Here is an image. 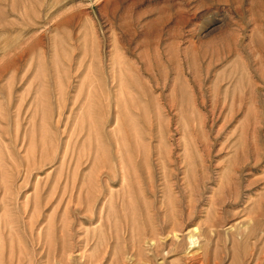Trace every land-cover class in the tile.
I'll return each instance as SVG.
<instances>
[{"label": "rangeland", "instance_id": "1", "mask_svg": "<svg viewBox=\"0 0 264 264\" xmlns=\"http://www.w3.org/2000/svg\"><path fill=\"white\" fill-rule=\"evenodd\" d=\"M8 40L0 264H264V0H0Z\"/></svg>", "mask_w": 264, "mask_h": 264}, {"label": "bare ground", "instance_id": "2", "mask_svg": "<svg viewBox=\"0 0 264 264\" xmlns=\"http://www.w3.org/2000/svg\"><path fill=\"white\" fill-rule=\"evenodd\" d=\"M38 23H39V21L34 20L32 23H30L31 25H27V26L28 27L35 26V25H38ZM23 27L24 26H22V28ZM11 31L15 32L17 30H13L12 29ZM19 32L21 34H23V33H25V30L21 29ZM27 47H28V45L23 43V42L19 44V43H16L14 41L13 42H10L9 40L7 41L5 46L2 48V51H3L2 54H3V56L10 54L11 55V59L13 60V62H12L13 65L11 67H4V68L0 67V76L2 74L7 73V72H9V73L13 72L14 73L13 75H17L18 73L20 74V71L23 68L22 67L20 68L19 66L21 65V62L24 61L25 55L27 54V50H26ZM35 49H37V48H35ZM35 49H34V51H36ZM27 73H28V71H26V74ZM123 180L124 181L126 180L125 176H124ZM170 200L169 201H165L164 204L167 207L166 210H171L172 211L171 215L167 216L160 223L157 220L158 224L156 226H153V227H156L155 229L153 228V231H152L153 232V236L152 237H153V239L155 241L154 249L157 250V251L161 249V247L159 249V245L161 246V243H162V241L160 239L157 240V238L159 237L157 233H159V234L160 233H162V234L168 233V235L172 234V239L170 240L172 245H176L177 247H179V245H180V243H176L174 239L177 238L176 235H175V232L177 230H180V228L182 227V219L175 212V208H177L176 201L173 200L171 202ZM161 209H162V207H161ZM171 218H172V221H171ZM178 221H181V223L178 222ZM198 230L199 229H197V231ZM190 238H192L191 239V243L193 245H196L198 243V240H197V238H194V235L191 236ZM199 251H202V250H199ZM204 260H208V254L207 253H202L201 254V252H199L198 254H192L190 256V258H188L186 261L187 262L189 261V263L191 262V264H203V262H201V261H204ZM134 264H141V263L137 262V263H134Z\"/></svg>", "mask_w": 264, "mask_h": 264}]
</instances>
